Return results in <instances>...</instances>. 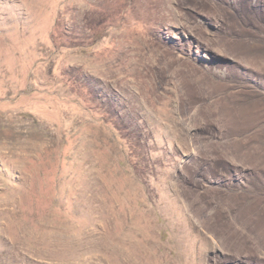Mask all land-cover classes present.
Returning <instances> with one entry per match:
<instances>
[{
	"label": "rangeland",
	"instance_id": "obj_1",
	"mask_svg": "<svg viewBox=\"0 0 264 264\" xmlns=\"http://www.w3.org/2000/svg\"><path fill=\"white\" fill-rule=\"evenodd\" d=\"M0 264H264V0H0Z\"/></svg>",
	"mask_w": 264,
	"mask_h": 264
},
{
	"label": "bare ground",
	"instance_id": "obj_2",
	"mask_svg": "<svg viewBox=\"0 0 264 264\" xmlns=\"http://www.w3.org/2000/svg\"><path fill=\"white\" fill-rule=\"evenodd\" d=\"M202 260V259H201ZM204 262V261H203Z\"/></svg>",
	"mask_w": 264,
	"mask_h": 264
}]
</instances>
